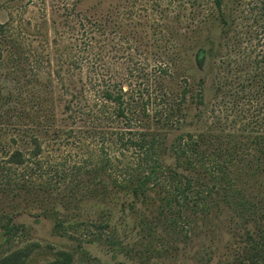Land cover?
I'll use <instances>...</instances> for the list:
<instances>
[{
	"label": "rangeland",
	"instance_id": "1",
	"mask_svg": "<svg viewBox=\"0 0 264 264\" xmlns=\"http://www.w3.org/2000/svg\"><path fill=\"white\" fill-rule=\"evenodd\" d=\"M69 3L70 0H0V24L6 30L4 41L0 40V157L8 161L14 151L25 154L23 164L8 165L12 167L14 180L21 177L33 186V197L28 202H18L10 213L18 232L9 239L3 238L0 232V263L13 256L9 264L14 261L17 264H48L63 257L61 253H66L71 256L72 264H234L232 248L235 244L230 247L232 239L226 235L220 237L217 230L211 233L213 240L209 242L207 235L200 239L193 236L188 241L173 232L167 235L169 228L161 224L153 227L151 236L147 229L130 225V232L125 237L122 227L117 226L118 236L113 239L111 228L103 225L107 212L92 205L97 200L90 189L95 186L93 181L97 178L90 174L88 167L91 166L88 165L96 164L91 156L107 150L111 159L117 155L113 151L117 149L116 145H121L118 142L115 145L112 133L119 125L112 123V118L103 125L99 124L97 129L79 128L75 120L63 121L69 116L64 107L70 90L65 82L66 88L60 95L62 89L55 72L57 65L61 66V75L62 69H69L65 51L73 39L64 24L66 11L63 10ZM244 4L239 10L244 9L241 16L247 19L240 21L236 32H229L220 40V33L215 30L216 39L222 43V53L215 61L207 63L202 71H194L187 59L179 60L174 70L176 75L171 80L166 77L163 85L172 93L180 92L183 86L191 87L185 100H181L180 120H189L183 117L186 113L190 116L197 114L200 122L196 123V129L200 131L182 126L181 132L173 134L190 133L196 141V136L203 132L206 150L201 152L199 163L205 169L200 178L204 187H210L222 177L226 179V174L234 179L236 166L244 164V159L251 156L258 157L256 160L264 171V155L260 158L254 145V139L264 135L263 0H244ZM252 6L253 10L249 11ZM148 14L151 17L156 15L149 11ZM149 36L153 38L151 32ZM124 51L125 59L129 50ZM130 52L133 56L134 52ZM133 57L132 62H135L138 58ZM122 64L117 65L118 70ZM149 65L153 73L152 62ZM188 73L193 78L187 76ZM142 78H131L130 83L139 89L145 87L144 96L152 94L149 83ZM199 78L203 79V106L194 103ZM123 86L127 88L125 84ZM7 94L15 105H6ZM59 97L61 101H58ZM3 109L7 112L2 113ZM149 109L154 113V108ZM215 123L217 126L211 135L219 133L227 138H207V128ZM52 124H55L56 131L49 129ZM63 124L68 126L62 127ZM102 132L106 133V138ZM234 139L236 152L228 153L226 147L234 145ZM36 151L37 156H33ZM166 156H163L165 159L161 165L164 171L172 163ZM111 169L112 179L117 176L122 182L127 178V175ZM192 195H195L194 191L190 197ZM240 195H234V210L217 206L221 212L234 215L230 222L232 229L236 228L234 223L238 216L245 214L239 209ZM202 206L211 214L216 212L213 202L203 200L199 203V207ZM150 209L151 206L149 212ZM163 211L160 212L165 217L161 222L167 225L174 214ZM143 213V216L147 215V209ZM150 213L147 218L155 215V210ZM55 221H62V227H56ZM72 223L75 224L72 226ZM195 231L197 235H204L198 227ZM102 235L109 239L102 238ZM113 240L119 242L114 246L116 254H112L110 246ZM225 242L228 246L226 252Z\"/></svg>",
	"mask_w": 264,
	"mask_h": 264
},
{
	"label": "trees",
	"instance_id": "2",
	"mask_svg": "<svg viewBox=\"0 0 264 264\" xmlns=\"http://www.w3.org/2000/svg\"><path fill=\"white\" fill-rule=\"evenodd\" d=\"M243 6L244 0H70L68 7L63 9L66 11L64 24L73 39L65 51L69 69H62L61 75V66L57 65L55 72L62 89L60 95L66 88L65 82L70 90L64 107L69 116L63 121L75 120L78 127L84 129H97L99 124L103 125L111 118L112 123L119 125L112 133V141L121 145H116L117 149L113 151L117 155L111 159L107 150L91 156L96 164L88 165L91 166L88 167L90 174L97 178L93 181L95 186L90 189L97 200L92 205L107 212L102 222L111 228L113 239L118 236L117 226L122 227L125 237L130 232V225L147 229L151 236L153 227L161 224L169 228L167 235L173 232L177 236L183 235L187 241L193 236L200 239L207 235L209 242L213 240L211 233L217 230L220 237L226 235L232 239L230 247L235 244L232 248L234 264H264V171L256 160L258 157L246 158L244 164L236 166L234 179L226 174V179L222 177L210 187H204L200 178L205 169L199 163L201 152L206 150L203 132L196 136V141L190 133L173 134L181 132L182 126L200 131L196 129V123L200 122L197 114L190 116L186 113L183 117L189 120H180L181 100H185L191 87L183 86L180 92L172 93L163 86L166 77L171 80L176 75L174 70L179 60L187 59L194 71H202L207 63L212 64L222 53V43L216 39L215 30L219 31L220 40L229 32H236L240 21L247 19L241 16L244 9L239 10ZM261 8L264 9V0ZM148 11L155 13V17H151ZM5 32L4 25L0 24L2 41ZM150 32L153 38H150ZM124 49L129 50L125 59ZM130 51L141 60L132 62L134 57ZM149 62H152L153 73ZM119 64H122L120 70L117 69ZM187 76L192 77L190 73ZM138 77H144V82L149 83L152 94L144 96L145 87L139 89L130 83L131 78ZM196 83L199 91L194 103L203 106V79L199 78ZM5 98H8L5 100L8 107L15 105L9 94ZM59 100L62 99L59 97ZM149 108H154V113ZM216 126L217 123L207 128V138H227L219 133L211 135ZM49 129L56 131L55 124ZM101 135L106 138V133ZM254 142L261 158L264 155V135L255 138ZM232 144L229 147L224 145L228 153L236 152L235 139ZM164 155L172 161L166 171L161 169ZM33 156H37V151ZM24 158L25 154L19 151H14L8 161L0 157V232L5 239L18 232L10 214L13 208L18 202H28L33 197V186L21 177L14 180L12 167L8 165L23 164ZM111 168L127 178L122 182L117 176L112 179ZM192 191L195 195L190 197ZM21 192L26 195L21 196ZM235 193L241 194L239 209L245 214L238 216L234 223L236 228L232 229L230 222L234 215L221 212L217 206L234 210ZM203 200L216 204L214 214L206 211L205 206L199 207ZM149 206L155 210V215L147 218L152 212L151 209L149 212ZM146 209L148 213L143 216ZM161 209L174 214L167 225L161 222L165 217ZM200 213L204 214L201 216ZM54 225L62 227L63 222L55 221ZM197 227L204 235L196 234ZM102 238L108 237L102 235ZM112 242V254H116L114 246L119 242ZM224 247H228L226 242ZM61 254L63 257L48 264H72L71 256ZM11 258L13 256L0 264H9Z\"/></svg>",
	"mask_w": 264,
	"mask_h": 264
}]
</instances>
